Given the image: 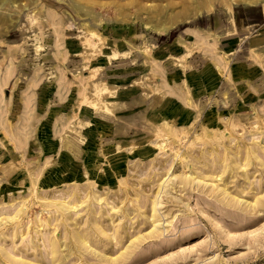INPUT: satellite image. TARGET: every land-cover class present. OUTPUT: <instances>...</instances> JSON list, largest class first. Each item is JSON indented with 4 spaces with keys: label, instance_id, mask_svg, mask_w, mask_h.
Returning <instances> with one entry per match:
<instances>
[{
    "label": "rangeland",
    "instance_id": "374dc122",
    "mask_svg": "<svg viewBox=\"0 0 264 264\" xmlns=\"http://www.w3.org/2000/svg\"><path fill=\"white\" fill-rule=\"evenodd\" d=\"M73 1L0 0V264H264V0Z\"/></svg>",
    "mask_w": 264,
    "mask_h": 264
},
{
    "label": "bare ground",
    "instance_id": "6f19581e",
    "mask_svg": "<svg viewBox=\"0 0 264 264\" xmlns=\"http://www.w3.org/2000/svg\"><path fill=\"white\" fill-rule=\"evenodd\" d=\"M58 1H60V2H62V4L63 3H65V4H67V5H69V6H72V7H74V8H76L77 9V15L79 16V17H81V18H86V17H88V16H91L92 18H93V20L95 21V23L96 24H98V25H100V24H102L106 19H108L107 17H104V16H101V15H99L98 13H95L94 12V10H92V9H88V8H86L84 5H81V4H76L73 0H58ZM66 13H67V15H69L70 17H71V15H70V13L68 12V10H64ZM73 20V19H72ZM81 25L85 28V31H87L88 33H89V35L91 36H94V37H96V38H98L97 40H99L98 41V43L99 44H101L102 42H103V40H104V38H105V36L101 33V31H99L98 29H97V27H95V26H92L88 21H83L82 23H81ZM87 44H86V46L88 45H90V43H89V41L87 40V42H86ZM91 47V46H90ZM133 48L134 49H136L137 48V46H135V45H133ZM99 49H100V47H99ZM87 52H92V51H87ZM93 53V52H92ZM91 53V54H92ZM221 67V66H220ZM92 75H94L93 73H92ZM109 88H111V86L109 87L108 86V84L106 83V82H102V84L101 85H98V84H95L93 87H92V90H93V92L94 93H105V92H107V90H109ZM110 93V92H109ZM94 104L95 103H97V101L96 100H93L92 101ZM104 103H103V106L104 107H106L107 108V110H110V111H113L114 110V107H113V105L115 104L114 102H111V101H108V100H105V101H103ZM187 102H188V100H187ZM189 102H192V100L191 99H189ZM189 104V103H188ZM132 117V116H131ZM142 119V118H141ZM144 119V118H143ZM148 119V118H147ZM141 121V120H140ZM142 122V121H141ZM170 122V121H169ZM132 122H130V124H131ZM166 123V125H165V127H163V128H161L160 129V131L158 130V132L152 127V126H150V129L153 131V132H157V134H167V135H172V134H176L173 130H172V127H171V125L169 124V123H167V122H165ZM164 125V124H163ZM148 127V126H147ZM203 128V127H202ZM206 129V128H205ZM205 131V130H204ZM177 135V134H176ZM198 135V134H197ZM210 135V134H209ZM157 145L160 147V148H162L163 147V144L162 143H157ZM23 154V153H22ZM200 179V178H199ZM31 184H32V186L33 187H36L37 186V182H36V180H35V178L33 177L32 178V182H31ZM222 190H224V189H222ZM225 191V190H224ZM223 191V192H224ZM159 196V195H158ZM98 199H99V197H97ZM55 202H57V203H64L63 201H58V200H55ZM82 202H85V201H82ZM81 202V203H82ZM156 202V201H155ZM61 205V204H60ZM155 205H157V204H155ZM153 206H154V202H153ZM72 208H75V207H77L76 205H73V206H71ZM156 207V206H155ZM153 208V207H152ZM22 209H23V207H21V208H19L18 209V211H17V213L18 212H20V211H22ZM153 210V209H152ZM155 210H157L156 208H154V211ZM16 213V212H15ZM156 213V212H155ZM157 214V213H156ZM156 216V215H155ZM9 217H11V219L13 218V217H15V216H10L9 215ZM9 220H10V218H9ZM157 220V222H158V220L159 219H156V217H155V220H153V222L154 221H156ZM155 223V222H154ZM155 224H158V223H155ZM154 224V225H155ZM158 227V226H157ZM155 229H156V227H155ZM154 231V230H153ZM86 242V241H85Z\"/></svg>",
    "mask_w": 264,
    "mask_h": 264
},
{
    "label": "crops",
    "instance_id": "0c3cea01",
    "mask_svg": "<svg viewBox=\"0 0 264 264\" xmlns=\"http://www.w3.org/2000/svg\"><path fill=\"white\" fill-rule=\"evenodd\" d=\"M10 145H12V146H10ZM10 145L7 144L4 140L1 141V139H0V151H1V153H0V166L2 168V172L0 171V176H3V177L5 175H7L8 173H12V174L15 173V172H13V170H15V169L13 167H11L9 164L12 161V159H15L14 157H16V155H14V157H10V158L7 157L6 154H5L6 153V151H5L6 147L8 146L9 149L11 147L12 151L14 153H16V154H19L23 150H26V147L24 146L25 144L23 143L22 145H18L16 143V139L15 138H12V144H10ZM27 146L29 147V142L27 143ZM13 175H15V174H13Z\"/></svg>",
    "mask_w": 264,
    "mask_h": 264
}]
</instances>
